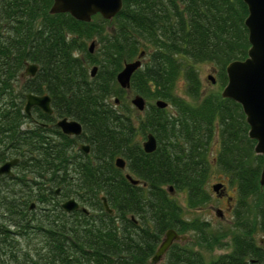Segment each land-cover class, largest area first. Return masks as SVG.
<instances>
[{"label":"trees","instance_id":"obj_1","mask_svg":"<svg viewBox=\"0 0 264 264\" xmlns=\"http://www.w3.org/2000/svg\"><path fill=\"white\" fill-rule=\"evenodd\" d=\"M51 2L0 0V164L17 159L10 176L0 174V264H149L167 229L188 240L172 243L162 264H264L262 156L253 152L240 106L217 92L200 95L194 68L211 63L223 86L226 64L246 56L242 0H122L111 19L94 14L87 22L49 14ZM141 51L129 90L165 108L147 103L138 112L115 81ZM26 64L36 71L20 78ZM179 74L194 104L173 93ZM27 93L50 98L51 115L31 110L37 121L64 116L80 134L27 127ZM146 133L156 143L148 153L140 145ZM75 140L88 152L72 150ZM120 156L140 184L114 165ZM212 163L234 185L224 242L207 221L182 215L208 200ZM172 192L183 194V206ZM69 196L84 210H62ZM125 213L137 223L124 224ZM221 248L228 250L212 254Z\"/></svg>","mask_w":264,"mask_h":264},{"label":"water","instance_id":"obj_2","mask_svg":"<svg viewBox=\"0 0 264 264\" xmlns=\"http://www.w3.org/2000/svg\"><path fill=\"white\" fill-rule=\"evenodd\" d=\"M246 6L247 14L244 18V26L247 30V42L249 47L246 56L241 60H232L226 64L224 71L226 82L220 90L222 98H228L237 103L244 115L247 124V137L254 141L253 152L262 156V163L259 172L258 184L264 186V0H242ZM122 0H52L48 9L49 14L68 13L72 18L87 22L94 14H99L102 19H111L121 8ZM93 43L88 45L89 51L92 49ZM140 66L139 59L125 62L122 68L116 73L115 81L119 88L127 90L129 88V79L131 74ZM95 66L90 69V76L94 75ZM36 71L35 64H26L21 76H32ZM212 82L211 76H208ZM130 103L137 110L144 107L143 98L134 94L130 98ZM31 105L40 107L43 111L49 112V97L47 95H36L27 93L25 95L24 111L28 112ZM155 106L163 108L166 102L157 99ZM63 133L79 134L80 125L74 120H66L62 118L56 122ZM155 138L151 133L145 135L142 142L144 152H152L155 149ZM80 148L86 150V145H80ZM17 161L11 158L0 164V174L11 175L10 167ZM114 165L122 169L123 160L121 157L114 159ZM126 179L132 183L129 175H125ZM211 190L218 195L224 189L221 182L214 183L210 186ZM171 192V187H168ZM104 210L110 213L105 198L101 197ZM32 205V204H31ZM61 208L66 212L78 208V203L69 198L61 203ZM83 209L84 208H80ZM216 215L221 216L219 209L215 210ZM185 240V236L176 234L172 229L164 232V238L159 243L157 249L152 255L150 261L157 262L160 256L165 252L172 240Z\"/></svg>","mask_w":264,"mask_h":264},{"label":"rangeland","instance_id":"obj_3","mask_svg":"<svg viewBox=\"0 0 264 264\" xmlns=\"http://www.w3.org/2000/svg\"><path fill=\"white\" fill-rule=\"evenodd\" d=\"M90 42L94 44L92 45V48L97 47L94 41H90ZM142 54L143 52L141 51L137 56L138 58L136 59H140L143 61L145 57ZM194 68L196 70V75L199 82L200 95L214 93V92L220 93V90L223 86H220L219 83L217 82V73L214 70L213 65L211 63L199 62L194 64ZM208 76H211V78L213 79L212 82L209 80ZM172 91L176 96L183 97L185 100H187L192 104L196 102L195 99H193L191 96H189L186 93V84L182 74H179L174 80ZM126 95L127 98L131 97L132 92L129 90L127 91ZM153 101L154 99L146 100V102L150 104H153ZM214 153H215V149H212L210 152V157H213ZM217 182H221L226 186V192H227L226 195L229 198L226 200V202L224 201V198H218L217 195L210 188L212 184ZM205 188L209 195L208 200L199 208L192 210L187 208L183 209L182 215H184L186 218H199L201 220L207 221L211 230L217 231L223 235L222 242L228 241L230 235L227 233L231 231L229 229L233 227V225L231 224L232 221L231 208L234 207V185L233 186L228 185L226 182V176H224L222 172H220L217 168H215L212 163L209 173L206 177ZM172 196L177 201V203L180 204V206L184 205V197L182 193L172 192ZM227 202L229 203V205L227 204ZM216 209H219L221 211V216L216 215L215 213ZM251 213L252 212H250V214ZM23 245H25V242H23ZM227 250L228 248L215 249L212 252V254L215 255L217 253H222Z\"/></svg>","mask_w":264,"mask_h":264},{"label":"flooded vegetation","instance_id":"obj_4","mask_svg":"<svg viewBox=\"0 0 264 264\" xmlns=\"http://www.w3.org/2000/svg\"><path fill=\"white\" fill-rule=\"evenodd\" d=\"M139 61H140V63H141V60L139 59ZM20 78H24V77H26V76H19ZM126 92L127 91H129V88L127 89V90H125ZM43 95V94H42ZM134 94H132L131 96H133ZM126 97H127V95H126ZM142 97V96H141ZM143 98V97H142ZM143 100H144V107H143V109L142 110H137L136 108V110L138 111V112H142L146 107H147V102H146V100L143 98ZM157 100V99H156ZM156 100H154L153 101V104L155 105V101ZM128 101H129V103H130V97H128ZM116 102V101H115ZM131 104V103H130ZM132 105V104H131ZM133 106V105H132ZM166 106H167V103H166ZM165 106V107H166ZM134 107V106H133ZM165 107H163V108H165ZM33 108H37V109H39L42 113H44V114H47V115H51L52 114V109H51V107H50V98H49V108H50V111L49 112H45V111H43L40 107H38V106H36V105H31L30 107H29V110H28V112H25V114L26 115H28L29 116V123H26L25 125L28 127L29 126V124H40V125H42L44 128H46V129H48V128H50V127H52V125H54L55 127H57L58 129H59V131L62 133V134H64V135H66V136H69V137H75V136H77V135H79V134H67V133H63L62 131H61V129H60V127L59 126H57L56 125V122L58 121V120H60V119H62V118H65L66 120H71L70 118H66V117H54V121L52 122V123H46V122H42V121H37L34 117H33V115L31 114V110L33 109ZM23 110H24V106H23ZM147 134V133H146ZM145 134V135H146ZM145 139V138H144ZM143 139V140H144ZM143 140L141 141V143H140V145H141V148H142V142H143ZM80 145H86L87 146V149L86 150H84V149H82V148H80ZM77 149H79V150H82L84 153H87L88 152V145L87 144H85V143H82V142H78V140H75L74 141V146L72 147V150H77ZM143 150V149H142ZM121 157V156H120ZM122 158V160H123V168L121 169L122 170V172H123V176H124V178L126 179V177H125V175L127 174V175H129L131 178H132V180H136L137 182L136 183H132V182H130L129 180H127L131 185H138V184H140V181L136 178V177H134L132 174H130V171H129V168H128V161H127V159L125 158V157H121ZM10 171H12L11 170V168H10ZM13 172V171H12ZM12 172H11V174H12ZM10 176V175H9ZM54 190H53V194L54 195H56V196H59L60 194H59V190H60V188L59 187H54L53 188ZM227 194V192H226V186L224 185V189L222 190V192H220L218 195H217V197L218 198H224V201L226 202V200L227 199H229L228 198V196L226 195ZM69 198H72V197H67V198H64V199H62L60 202H59V206L61 207V203L62 202H64L65 200H67V199H69ZM73 199H74V197H73ZM77 202V201H76ZM78 203V202H77ZM227 204L229 205V203L227 202ZM33 205H30V208L32 207ZM81 207H80V204L78 203V208L77 209H80ZM77 209H74V210H77ZM62 210H64V209H62ZM65 211V210H64ZM71 211H73V210H71ZM66 212V211H65ZM70 212V211H69ZM123 219H124V224L125 223H127V219H129V220H131L134 224L135 223H137V220L133 217V215L132 214H128V213H125L124 215H123ZM173 230V229H172ZM176 234H178V235H180V236H185L186 237V239L185 240H172L171 241V243H170V245L172 244V243H178V244H180V245H183L187 240H188V237L185 235V234H179V233H177L176 232V230H173ZM165 232V231H164ZM164 232H163V234L161 235V237L159 238V241L157 242V245H159L158 243H160L161 241H162V239L164 238ZM156 245V246H157ZM169 245V246H170ZM156 246H155V248H154V252H155V249H157L156 248ZM169 246L167 247V249L165 250V252L160 256V259L157 261V262H155V263H152L151 261H150V263L149 264H162L163 263V260H164V255H165V253L167 252V250H168V248H169ZM158 247V246H157ZM154 252L152 253V255L154 254ZM152 255L149 257V259H151V257H152Z\"/></svg>","mask_w":264,"mask_h":264},{"label":"bare ground","instance_id":"obj_5","mask_svg":"<svg viewBox=\"0 0 264 264\" xmlns=\"http://www.w3.org/2000/svg\"><path fill=\"white\" fill-rule=\"evenodd\" d=\"M35 175V174H34ZM33 176V175H32ZM61 182V181H60ZM5 225V224H4ZM37 227H39V226H37ZM36 228V227H35Z\"/></svg>","mask_w":264,"mask_h":264}]
</instances>
